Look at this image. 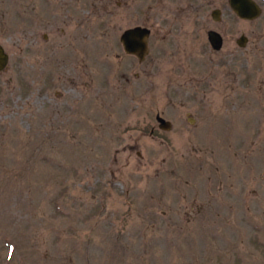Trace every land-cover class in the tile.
<instances>
[{"label":"rangeland","instance_id":"1","mask_svg":"<svg viewBox=\"0 0 264 264\" xmlns=\"http://www.w3.org/2000/svg\"><path fill=\"white\" fill-rule=\"evenodd\" d=\"M255 1L0 0V264H264Z\"/></svg>","mask_w":264,"mask_h":264},{"label":"water","instance_id":"2","mask_svg":"<svg viewBox=\"0 0 264 264\" xmlns=\"http://www.w3.org/2000/svg\"><path fill=\"white\" fill-rule=\"evenodd\" d=\"M231 10L241 20L254 21L261 16L262 10L254 0H229ZM222 12L215 10L212 12V17L215 21H220ZM151 30L147 27L136 26L126 30L121 36V42L125 51L136 56L140 62H143L149 54V38ZM208 41L213 50L220 51L224 45L222 35L216 31L208 32ZM248 39L245 36L240 37L237 44L244 48ZM9 63V56L4 47L0 44V71H3ZM160 128L164 131H170L172 124L161 115L156 116Z\"/></svg>","mask_w":264,"mask_h":264},{"label":"bare ground","instance_id":"3","mask_svg":"<svg viewBox=\"0 0 264 264\" xmlns=\"http://www.w3.org/2000/svg\"><path fill=\"white\" fill-rule=\"evenodd\" d=\"M67 80V78H65L64 82Z\"/></svg>","mask_w":264,"mask_h":264}]
</instances>
